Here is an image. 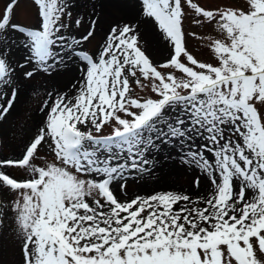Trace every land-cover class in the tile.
Wrapping results in <instances>:
<instances>
[{
  "label": "snow or ice",
  "instance_id": "obj_1",
  "mask_svg": "<svg viewBox=\"0 0 264 264\" xmlns=\"http://www.w3.org/2000/svg\"><path fill=\"white\" fill-rule=\"evenodd\" d=\"M22 2L34 24L13 22ZM119 2L133 14L106 26L104 0L0 10V125L22 82L67 80L32 90L36 119L0 156L22 264H264V0ZM165 158L197 173L193 190L129 195Z\"/></svg>",
  "mask_w": 264,
  "mask_h": 264
},
{
  "label": "rangeland",
  "instance_id": "obj_2",
  "mask_svg": "<svg viewBox=\"0 0 264 264\" xmlns=\"http://www.w3.org/2000/svg\"><path fill=\"white\" fill-rule=\"evenodd\" d=\"M11 0H0V10L10 3ZM227 0H206L209 6L223 4ZM88 5V11L91 10L90 5L97 3V0H85ZM85 10V9H82ZM104 21L105 26L111 20L129 19L133 14V9L124 6L119 0H104ZM36 21V13L27 2L20 3L15 9L14 23L17 24H34ZM187 30H194L198 33L201 31L195 27ZM145 39L149 41L148 54L154 60L163 59L165 53L162 48H158V43L151 37L145 35ZM100 37L86 44L89 51H95L98 47ZM188 46L195 56L202 60H209L210 54L203 43L199 40L189 37ZM26 55L23 48H14V58L22 61ZM20 97L15 105L12 114L8 117L6 123L0 125V156L11 158L20 151L22 132L21 129L30 127L36 119V107L38 97L33 93L35 88L39 92V98H42L46 89H51L54 85L63 88L67 80L57 79L51 80L40 76L29 82H22ZM14 174L20 175L18 170H13ZM197 173L191 169H186L176 163L175 159H160L155 166V171L151 174H145L142 179H138L134 175L129 177L127 191L129 195L141 194L147 195L153 191H192L193 181ZM205 187V182L201 180V188ZM3 223L0 224V264H22V254L20 251V242L16 233L15 224L13 223V213L5 209L0 215Z\"/></svg>",
  "mask_w": 264,
  "mask_h": 264
},
{
  "label": "bare ground",
  "instance_id": "obj_3",
  "mask_svg": "<svg viewBox=\"0 0 264 264\" xmlns=\"http://www.w3.org/2000/svg\"><path fill=\"white\" fill-rule=\"evenodd\" d=\"M158 48H161V47L158 45Z\"/></svg>",
  "mask_w": 264,
  "mask_h": 264
}]
</instances>
